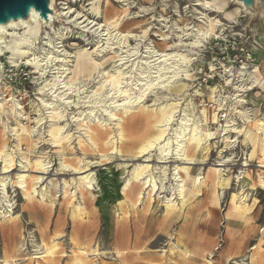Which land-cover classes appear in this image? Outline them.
Masks as SVG:
<instances>
[{
  "label": "rangeland",
  "instance_id": "1",
  "mask_svg": "<svg viewBox=\"0 0 264 264\" xmlns=\"http://www.w3.org/2000/svg\"><path fill=\"white\" fill-rule=\"evenodd\" d=\"M53 1V7L56 10L59 8V10H61V7L65 6L64 4L68 2V4L72 5L73 9L78 8L81 12L86 13L90 19L93 18V14L90 10L88 11L91 7L89 0ZM110 1L115 7L112 14L117 11H122V1ZM128 1L129 6H127V9L129 14L123 19L122 30L124 31L123 33L130 32L136 34L138 37H131L127 44L115 43L112 49L110 44L106 43L105 39H103L106 37L99 36L102 35L101 33L103 31L99 29L95 30L97 26H94L92 28L93 30L90 29V31L83 32V28H77L73 22H65V25L68 26V32L64 35L65 37L62 38L64 48L74 54L87 50L96 59H100L103 54H109L110 51V55L114 54L112 50H116L120 53L123 52L122 54L125 55L124 61L127 62V65H124V67H126L131 64V61L128 62L130 59V52L128 51L127 53V50L132 47L138 46V54L140 55L142 51H145L146 44L153 46L158 51H162L165 50L169 44L166 43L167 41L174 40L176 34H172L171 31L166 32L170 34L169 38L162 39V31L169 29L164 26L165 23L171 25L176 19L181 24L193 22V24L203 25L195 7L198 8V10H203L204 7L199 5L195 6L190 0H172L167 6H165L161 0ZM175 1L179 3L178 6L182 19H179L178 13L174 10ZM229 1L231 8L236 5L232 0ZM96 2V7L100 6L99 12L101 14L103 7L107 6V1L96 0ZM256 5L259 10L257 16L251 14L250 17L248 13L247 18L241 19L240 23L228 26L224 33L211 37L209 41L205 43L206 47L202 46L198 54H193L192 62L194 65H192L191 68H194L192 71L195 72L194 74L196 75L194 76V82H190V87L192 89L182 92L178 97L184 99L187 97V92H192V95H190L188 99L193 97L195 104H200V108L202 107L201 103L204 99L207 108L212 110L215 109L216 106L218 107L216 110L221 113V118L224 112L226 115L223 119H233L234 117L233 120H235L239 126L245 125L247 128L249 127V129H253L256 123L255 120H257L259 123L257 126L260 127L259 131L264 133V105L261 106L262 96L259 92L256 93L255 91H251L248 93V97L244 95L246 99L244 103L255 105L257 109L261 108L259 114L252 115L254 122H250L249 124L245 123L240 115L237 113L235 114V112L231 110V107L235 105L234 103L228 101L226 105H220L218 102L212 101L210 97L212 93L210 87L212 85H223L225 79L230 82L235 80L233 78L234 76L232 75L231 77V74L229 75L225 72L224 68H237L239 66V64L232 62V60L236 59L238 61L246 55V51L242 50L243 47L247 49L249 46L246 41V35L248 37L250 36L254 51L257 50V53H259L261 45L264 43V39L262 38L263 33L261 32L262 28H260V26L264 25L263 18L260 20V24L256 25V32L260 35L259 37L254 36L255 24L252 25V28L249 26L259 19L261 9L264 11V0H256ZM164 6L166 9H163ZM207 12L211 13L212 16L219 15L218 18L222 17L218 11L209 9ZM162 17L165 18L163 22L160 21ZM100 19L99 17L96 21ZM63 22L61 17H57L54 24L56 28H58ZM97 34L101 40L103 39L100 44L104 43V45L98 49H94L96 38L98 37ZM171 36L173 39L170 38ZM115 41H117V39ZM175 41H177V39ZM256 46L259 49H256ZM107 47L109 49H107ZM144 55V60L147 59L152 61L150 68L151 75H157L156 71L158 70V66L165 62L160 63L162 59L157 60V57H148L150 55L152 56V54L144 53L141 56ZM8 56V52L3 51L1 53L0 60L2 59L5 63V65H3L5 78L1 77L2 91H7V93L11 92V90L14 91L26 108L29 109V106H32L33 102V109L37 111L39 108V101L36 97L40 95L36 94V92H39L42 86L41 82H43L45 78H39L38 74L33 73L32 66L29 64L12 66L7 62ZM132 58L133 57H131V59ZM257 58L258 56H256V60ZM118 63L119 61H115L114 64L112 63L110 69H112L113 65ZM78 64H80V66ZM233 64L235 65L233 66ZM255 64L258 66V71L255 74L251 73V75L253 74L257 83H255L252 90L255 89L256 85H261L264 88V70L258 61ZM78 68L84 70V76L78 75ZM260 68L262 69L261 74L263 76L260 74ZM72 71L73 78L76 77L75 79L77 81L79 80L76 84L77 87L80 88L78 92L72 96V99H75L77 102L79 100L78 98H80V101L78 105L79 108L73 103L69 107V126L72 131L80 132L79 134L83 135L82 137L88 141L85 143L84 147H81L76 136L78 133H75L70 146V141L65 142V146L70 147L69 150L66 151L65 156L67 160L73 164L77 162L78 158L83 159L86 165L84 172L76 173L72 168L61 165L62 153L59 151V147L49 140L50 137L46 130L48 129L49 122L45 123L44 126H42L43 128L41 127L42 129L40 128L41 134L44 135L42 136L40 134L39 142L37 145H34L33 153L31 154L27 142L23 143V150L17 149V141L13 139V136L8 133L6 129V120H0V149L8 145L9 150L13 154L9 157L13 165V170L4 173V175H13L17 184L15 188L12 186L9 187V198L11 197L12 207L15 212L14 216L16 217L14 219H9L8 217L5 219V217L0 214V264H4L5 257H8V264H30L31 258L39 256L45 249L44 241H50L51 237L59 233L60 236L58 240L61 244L59 250V257L61 260L59 264H66L68 256L72 253L74 240L98 249L99 256H94L93 253V255H91L94 258L92 264H264V186L259 184V175L264 176V156L261 150L259 149L258 153L251 157V148L253 147L249 142L243 140V135H239L238 139L232 145L230 144L231 146L229 145L226 147L221 140L218 141L219 137H217L211 141L209 152L206 153L203 150L198 153L191 152L190 158L179 157V159L176 157L175 153H170L166 162L161 161L162 158L159 155L158 148H154L146 154L137 155L134 150L131 151L130 148L126 146H123L122 153L113 151L110 145L106 146L103 141H99L95 147L89 140L85 124H83L81 129L80 126L72 122L71 116L78 114L80 111L88 112L86 109L94 107L93 109L98 111V113L94 111L96 115L102 118V116H104L103 103H109L111 101L105 98L110 86H106L103 91L102 89H100V91L98 85L103 81V78L105 79V74L103 75L97 70L90 76L88 74L89 66L87 63L82 64L75 60ZM222 73L224 74L222 75ZM231 73L233 74V72ZM247 74V77L251 76L250 72ZM127 80L128 82L130 81V79ZM200 86L204 89L203 96L195 92V89L200 88ZM231 87L232 85L230 84L225 85L224 89L226 94L228 91L233 92V87ZM153 90L154 91H149L144 97L145 102L148 104L154 105L169 96H175L169 91L159 87ZM100 93H105L103 99L102 96L100 98ZM136 94L134 99L137 97ZM89 95L90 97H87ZM20 96L23 100H21ZM45 96H50V94L46 93ZM33 97L34 100H32ZM101 99L103 101H101ZM89 100L90 102H87ZM183 104L184 106L186 105L185 102ZM98 106L100 107L98 108ZM226 107H229V109L226 110ZM239 109L250 110L247 105L240 106ZM74 110L76 112H74ZM186 112L190 113L191 109L186 108ZM249 113L252 112L249 111ZM100 122V119L96 121V123ZM112 125H106V127ZM218 127L219 126L216 124L211 125L212 130L217 132H219ZM129 128L128 131L131 137L129 145H132L142 134L144 126L141 123H134L133 126ZM113 129L114 131L117 130L115 127ZM83 131H85V133ZM235 134L236 133L233 134L234 137H237V134ZM217 136H220V134L217 133ZM72 146L73 149L71 148ZM127 151H129V153ZM35 156L43 157L42 159L46 160L48 163V172L42 174V181L45 183L48 182L51 177H57L61 183H63L64 179L72 182L73 177H79L82 181H85L82 175L86 176L89 174V176H91L96 172L97 181L101 187V189H99L98 184L95 182V188L93 186L92 189L96 194V208L88 201L87 213L84 217H75V219H73L72 209L74 206L72 204L69 205L66 200H63L62 204L57 200L54 206H50L41 199L40 194L35 193V195L29 199L24 193V188L27 187L26 183L20 184L17 179L19 174L24 170L20 165V161ZM3 158L4 157H2V159ZM142 162L149 163L156 168H154L152 172V177L155 178L152 179L157 182L159 187L154 193L156 200L152 202L147 201L146 207L140 211H133L131 208L126 207V212L128 214L125 212L127 216H123L121 219L113 211L121 194V185L127 178L129 169L135 164ZM177 164L183 166L188 165V167H190L191 179H188L186 185V192L189 190L187 192L189 196L187 194V197L190 198V200L187 205L183 206L180 204L178 206L177 215L173 214L172 216H168L164 211L165 203L168 198L177 197L176 183L173 176V168ZM160 166L167 167V173H162L163 171L159 168ZM211 167L225 169L224 172L226 175L231 177L229 186L225 188H221L220 186L216 187L209 182V180L206 181L204 185L199 186L200 192L198 195H194V193L190 191L193 180L196 179V181H199V179H204V172L207 173ZM25 173H30V171H25ZM238 174H241V178L238 177ZM1 175H3V173L0 172V176ZM72 186L77 187V184L73 183ZM75 187H72L73 191ZM158 192L159 195L157 194ZM242 195H245L243 197V200H245L244 203L247 204L249 208L251 207L249 211H246L247 213L244 212L243 215V212H241L243 209L235 207L236 203H233ZM59 196V198H63L62 190ZM78 198L81 200L79 193ZM160 199L162 202H160L159 207L156 208V202ZM176 200L178 199L176 198ZM244 203L241 205L244 206ZM238 212H241V214ZM172 240H181L183 242L182 247L189 251V255L185 257L180 250L173 251L171 249L173 247Z\"/></svg>",
  "mask_w": 264,
  "mask_h": 264
},
{
  "label": "bare ground",
  "instance_id": "2",
  "mask_svg": "<svg viewBox=\"0 0 264 264\" xmlns=\"http://www.w3.org/2000/svg\"><path fill=\"white\" fill-rule=\"evenodd\" d=\"M89 1L91 7L88 11L90 10L93 14L92 19L78 8L73 9L72 5L68 4V2L64 4L65 6L61 7V10H59V8L58 11L54 9V1L51 0V11L48 14V19L42 17L40 13L32 7L27 17L10 19L6 23H0V58L3 51L8 52L9 56L7 62H9V64L12 66L29 64L32 66L33 73L38 74L39 78H45L43 82H41L42 86L39 92H36V94L40 95L36 97L39 101L38 110L35 111L33 109V102L32 106H29L28 109L23 105V102L19 100V97L16 96L14 91L11 90V92L8 93L7 91H2L1 77L5 78L3 69L5 63L2 59L0 60V94L3 95V98H0V120H6V129L8 133L13 136V139L17 141V149L23 150V143L27 142L29 151L32 154L34 145H37L39 142L42 126L49 122L48 129L46 130L50 137L49 140H51L54 145H57L59 151L62 153L61 165L72 168L76 173L85 171L84 168H86V165L83 159L78 158L77 162L73 164L69 162L65 156L66 151L70 148L69 146L71 145V140L74 138L73 136L75 133H78L76 136L81 147H84L85 143L88 141L82 137L83 135L79 134L80 132L72 131L69 126V107L73 103L79 108L78 105L80 101V98H78L79 100L77 102L75 99H72V96L80 89L76 84L79 80L77 81L75 79L76 77L73 78L72 76L74 61L77 60L78 63L88 64V74L90 76L97 70L103 75L105 74V79L103 78V81L98 85L99 90L102 89L103 91L106 86H110L106 95V92L99 94L100 98L102 96L103 99L105 95V98L111 100L109 103H103L104 116H102V118L96 115L95 112L98 113V111L94 110V107L86 109L88 112L86 110V112L80 111L78 114L71 116L72 122L80 126L81 129L83 124H85L89 140L95 147L99 141H103L106 146L110 145L113 151L122 153L123 146H126L130 148L131 151L134 150L137 155L146 154L152 149L158 148L159 155L162 158L161 161L166 162L170 153H175L177 158H190L191 152L198 153L202 150L206 153L209 152L211 141L217 137H219L218 141L221 140L226 147L230 144L232 145L238 139L239 135H243V140L249 142L253 147L251 148L252 151L250 156H255L259 149L264 156V133L259 131L260 127L257 126L259 124L257 120H255L256 123L253 129H249V127L247 128L245 125L239 126V124L233 120L234 117L233 119L221 118V113L216 110L218 107L216 106L215 109L212 110L207 108L204 99L202 100V107L200 108V104H195L193 97L188 99V97L192 95V92H187V97L184 99L178 97L182 92L192 89L190 87V82L194 80V76L196 75L194 74L195 72L192 71L194 68H191V66L194 65L192 62L193 54H198L202 46L206 47L205 43H207L211 37L224 33L228 26L240 23L241 19L247 18L248 13L251 17L252 9L250 6H247L241 0H232L233 3H236L232 8L230 7L229 0H190L195 6L199 5L204 7L203 10H198V8L195 7L203 25L193 24V22L181 24L176 19L171 25L165 23L164 26L169 29L162 31L163 38H161H169L170 34L166 33L167 31L176 34L174 40L166 42L169 43L167 45L168 48L165 46V50L158 51L153 46L146 44L145 51H142L139 55V47H132L127 50V53L128 51L130 52V59L128 62L131 61V64L124 67L127 63L124 61L125 55L122 54L123 52L120 53L112 49L115 43L127 44L131 37H138L136 34L130 32L123 33L124 31L122 30L123 19L129 14L127 9L129 1L118 0L123 2L122 11H117L114 14H112V11L115 7L110 0H106L107 6L103 7L101 14L99 12L100 6L96 7V0ZM171 1L172 0H161L165 6ZM178 4L179 3L175 1L174 10L178 13L179 19H182ZM165 6L163 9H166ZM209 9L218 11L222 17L218 18L219 15L212 16L211 13L207 12ZM56 16L58 18L61 17L64 21L58 28H56L54 24L57 18ZM99 17L101 19L96 21ZM262 18L263 11L261 9L258 20H262ZM164 19L165 18L162 17L160 21L163 22ZM65 22H73L77 28H83V32L90 31L94 26H97L95 30L99 29L103 31L101 33L102 35L99 36L106 37L103 39H105L106 43L110 44L112 47V49L111 47L110 49L114 54L110 55V51L109 54H103L100 59H96L87 50L80 51L77 54L67 51L62 43V38L65 37L64 35L68 32V26L65 25ZM253 23L249 26L250 28H252ZM256 25L257 24H255L254 36L259 37L260 35L256 32ZM99 36L96 38L94 49H98L104 45V43L100 44L103 39L101 40ZM170 38H172V36ZM116 39L117 41H115ZM176 39L177 41H175ZM117 45L119 46L120 44ZM107 49L109 48L107 47ZM256 49L259 48L256 46ZM144 53L152 54V56H148L150 58L157 57V60L162 59L160 63L165 62L158 66V70L156 71L157 75H151L150 68L152 61L147 59L144 60L145 55L141 56ZM250 54L253 57L250 63L244 62L237 68H224L225 72L229 75L231 74V77L232 75L234 76L233 78L235 80H233L236 82H230L225 79L223 85L215 84L210 87L212 91L210 95L212 101L218 102L220 105H226L228 101H231L235 104H233L234 106L231 107V110H233L235 114L237 113L240 115L244 122L248 124L254 122L253 114L249 113L247 109H239V107L244 105L256 107L250 103H248L250 105L244 103L246 102L244 95L248 97V93L254 91L252 88L255 83H257L253 74L251 75V73L255 74L258 71V66L255 64L257 60L253 45H251ZM131 57L133 58L131 59ZM115 61H119V63L113 65L112 69H110V66H112V63L114 64ZM232 62L236 63V60L233 59ZM78 65L80 66V64ZM234 65L235 64H233V66ZM78 70V75L84 76V70L80 68H78ZM259 71L261 74L262 69L260 68ZM231 72H233V74ZM249 72L251 76L247 77V73ZM223 74L224 73H222V75ZM127 79H130V81L128 82ZM226 84L232 85L233 92L228 91L226 94L224 89ZM156 87L165 89L175 96H169L154 105L146 103L144 97L149 91H154L153 89ZM97 88L96 90L98 91ZM195 92L203 96L204 89L200 86V88L195 89ZM46 93L50 94V96H45ZM135 94L137 97L134 99ZM87 97H90V95ZM102 99L101 101H103ZM32 100H34V97ZM87 102H90V100ZM184 102L186 104L185 106L183 104ZM99 107L100 106H98V108ZM186 108H190L191 112H186ZM228 109L229 107H226V110ZM74 112L76 111L74 110ZM99 119L101 122L96 123ZM134 123L143 124L144 129H142L143 132L140 137L138 135L139 138L135 140V145H129L131 137L128 129H130L129 127H132ZM110 124L114 126L106 127V125ZM212 124L219 126V132L212 130ZM114 127L117 128L116 131H114ZM85 131L83 132L85 133ZM217 133H219L220 136H217ZM234 133L237 134V137H234ZM66 141H70L68 147L65 146ZM71 148L73 149V146ZM129 151L127 152L129 153ZM12 155L8 145L0 149V162L3 160L0 164V172L3 173V175L0 176V214L5 217V219L7 217L9 219H14L16 217L14 216L15 212L12 207L11 197L9 198V187L12 186L15 188L17 185L16 179H14L13 175H4V173L13 170V165L9 159ZM2 157L4 158L2 159ZM42 158L43 157L35 156L20 161V165L24 170L19 174L17 181H19L20 184L26 183L27 187L24 188V193L29 199L37 193L40 194L41 199L50 206H54L57 200L61 204L63 200H66L69 205L72 204L74 206L72 209L73 219H75V217H84L87 213L88 201L96 208V194L92 190L95 182L99 186L96 172L91 176H89V174L86 176L82 175L85 181H82L79 177H73L72 182L64 179L63 183H61L57 177L50 178L49 176V181L45 183L42 181V174L48 172L49 166L46 160ZM154 168L155 167L151 164L142 162L135 164L129 169V174L121 185L119 199L115 206L113 205V211L119 218L122 219L123 216H127L125 215L126 207L131 208L133 211H140L146 207L147 201L152 202L156 200L154 193L159 187L154 180L155 178L152 177ZM159 168L163 171L162 173H167V167L160 166ZM224 170L225 169L218 167H211L207 173L204 172V179H199V181H196V179L193 180L190 191H192L194 195H198L200 192L199 186L204 185L205 182L209 180V182L216 187H228L231 177L227 176ZM25 171H30V173H25ZM173 171L177 197H170L165 203L164 211L168 216H172L173 214L177 215L178 206L180 204L185 206L190 200V198L187 197V194L189 196V193H187L189 190L186 192L187 181L191 179L190 167H188V165L183 166L177 164L174 166ZM238 177L241 178V174H238ZM73 183L77 184V187L72 186ZM259 184L264 186L263 175H259ZM72 187H75L74 191ZM99 189H101L100 186ZM61 190L63 191V198H59ZM78 193L80 194L81 200L78 198ZM157 194L159 195V192ZM244 196L245 195L239 196V199L237 198L235 200L236 202H233L236 203L235 207L243 209L241 211L243 212L242 215L251 208L244 203ZM176 198L178 200H176ZM160 202H162L161 199L157 200L156 208L159 207ZM242 203L245 205H241ZM241 212L238 213L241 214ZM126 214L128 213L126 212ZM55 235L56 236L51 237L50 241H44L45 249L43 248L44 250L39 256L32 257L30 264L60 263L59 250L61 244L58 240L60 233ZM73 243L72 253L68 256L66 264H92L94 258L91 255L94 254V256H99L97 248L89 247L87 246L88 244H83L76 240H74ZM172 244L173 247L171 249L173 251L180 250L185 257L189 255V251L182 247L183 242L181 240H172ZM4 264H8V257H5Z\"/></svg>",
  "mask_w": 264,
  "mask_h": 264
},
{
  "label": "water",
  "instance_id": "3",
  "mask_svg": "<svg viewBox=\"0 0 264 264\" xmlns=\"http://www.w3.org/2000/svg\"><path fill=\"white\" fill-rule=\"evenodd\" d=\"M51 0H0V23H6L10 19L27 17L30 9L34 7L42 17L48 19L51 11ZM252 9V15H258L259 10L256 0H241Z\"/></svg>",
  "mask_w": 264,
  "mask_h": 264
},
{
  "label": "built area",
  "instance_id": "4",
  "mask_svg": "<svg viewBox=\"0 0 264 264\" xmlns=\"http://www.w3.org/2000/svg\"><path fill=\"white\" fill-rule=\"evenodd\" d=\"M245 37H246V41L248 42L249 46H248L247 49H245L243 47L242 50H245L246 51L245 52L246 55L243 58H240L238 61L236 59H234V60H236V63L239 64L240 66L244 62H249L250 63L252 61V59H253L252 55L250 54V50H251V38H250V36L248 37L247 35ZM254 91L256 93L257 92L260 93V95L262 96V104H261V106L264 105V88L261 85H259V86L256 85ZM0 98H3V95L2 94H0ZM21 100H23L22 97H21ZM248 105H250V104H248ZM249 108L251 109L249 111L252 112L253 115L259 114V111L261 110V108L257 109V107L254 108L252 106H249ZM223 117H225V113L224 112L222 113V118Z\"/></svg>",
  "mask_w": 264,
  "mask_h": 264
},
{
  "label": "crops",
  "instance_id": "5",
  "mask_svg": "<svg viewBox=\"0 0 264 264\" xmlns=\"http://www.w3.org/2000/svg\"><path fill=\"white\" fill-rule=\"evenodd\" d=\"M260 20L254 22L253 24H260V22H261ZM263 21H264V13H263ZM260 28H262L261 29V32L263 33L262 38L264 39V25L260 26ZM255 55L258 56L257 61L260 63L261 67L264 70V43L261 45L259 53H257V50H255Z\"/></svg>",
  "mask_w": 264,
  "mask_h": 264
}]
</instances>
